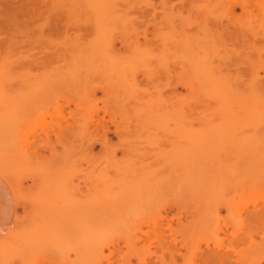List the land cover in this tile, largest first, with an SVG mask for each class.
<instances>
[{
    "label": "rangeland",
    "instance_id": "374dc122",
    "mask_svg": "<svg viewBox=\"0 0 264 264\" xmlns=\"http://www.w3.org/2000/svg\"><path fill=\"white\" fill-rule=\"evenodd\" d=\"M46 1H48V3H49L52 0H46ZM117 1H118V5L117 4L116 5L119 8V11H118L119 15L115 14V12H114V14L118 16L115 18L112 15L115 18L114 21L112 18H111V20H110V18L104 19L106 21L107 20L109 21V23H107L108 21L106 22L107 24L104 23L105 21H102V19L101 20L95 19L96 20L95 21V20H92L91 17L89 18L88 16L82 18V16L79 17V16H65V15L62 16L61 15L62 16V17H60V19L62 18L61 23L64 24L63 25L64 27L66 25V29H65L66 31L65 32H67V30H68L69 33L66 34L64 32L63 33L59 32L57 34L55 33L54 35H48V33H50L49 30L47 31V29H44L45 19L43 18V16H46V15H42L40 17H35L36 18L35 20L30 21L29 24L27 25V27L25 26V29H24V27H21V29L19 27H16V29H15V27H14V30H13L10 27V28H7L5 31H0V73L2 71L0 76L2 75L1 78L4 80V78L7 77L6 74L8 75L9 72L11 71L10 76L8 75V77H10L11 79L13 77L14 79H12V80L10 79V81H8L7 78H5V81H6L5 84L6 85L4 84L5 81L3 82V80H2L3 85L6 86V87L4 86L5 88L9 87L8 90H10V91H8L6 89L9 93V95L11 94V96L13 97V93H14L16 98H18V100H20L19 102L22 103V105L20 104V106L16 107V105L19 103L16 98L13 97L12 101H11V97H9L10 99H8V97H7V99L9 101H7V103H6L5 101L7 99L5 97H3V98L0 97V114H1L0 115V124H1L0 125V158L5 159L8 157L7 159L11 162L17 161L16 163H13L14 165L12 167V171L15 174L16 181L18 180L17 182H18L20 189H21V192L23 194L22 195L23 200L21 199V201H16V196H15V193L13 192L14 197H15V201H16V208H17L16 217L18 216L20 219L18 226H17V229H16V231L19 234L22 232H25V231L27 232L28 228L31 226V222L36 219L37 213L35 212V209L37 208L36 206L38 205L37 204L38 196H41L42 194H44V192L48 188V186L51 185L49 183V181L50 180H51V182L53 181L52 178L54 177L53 176L54 172L57 171L55 166H53V165H55L53 163H56V167L58 168L59 164H61V162H58V161H63V158L65 155H66L65 158L67 157V155L69 156V154H65V153H67L68 151H69L68 153H72L67 158H69L71 160V163L73 162V170H74V167H77V169L75 168V170H74V171H77L76 173L80 174L81 177H82V175H84V177H86V176L88 177L86 179H84V177H82V178L80 177L81 179H77V180H79V182L84 181L81 184L82 185L81 187L83 188L84 192L87 191L86 193H91L93 191L94 187H96V185L98 183L97 181H95L97 179H93V178H97V176L94 177V173H95L94 170H96L97 172L100 171V169H102V167L105 166V164L103 163V162H105V158L107 161L108 156H109V155H107V152H104L105 150H103L104 154L102 153V148H101L102 146H101V141H100L101 139L100 138L102 137L101 134L103 131H104L103 132L104 134L107 133L106 135H107L108 140H109V142H108L109 150L117 152L118 153V159L123 160L124 156H123L122 152H123V150L126 149V145H123V144H125L124 141L126 139L127 140L130 139L129 141H131V140L133 141V139H131L132 136H129V135H131L132 128H134V127H130L129 125L127 126V124H131V121H133V118H132V120L130 118H128L129 115L126 118V116L124 117L121 114V112H124V111H118L117 112V110H116V108L121 109V110L123 109V108L118 107L119 104L117 101H119L118 100L119 95H120V97H139L138 92H140V97H148L150 95L149 97H156V96L157 97H162V96L165 97L166 96L168 98V96L169 97L171 96V97H173V98H171V97L169 98L171 101L174 100V97H175V101H176V98L179 99V97L183 96V98H180V100L181 99L184 100V101L181 100L182 101L181 104L178 103L179 100H177V102L176 103L174 102V103H175V106L178 103L179 109H182L181 111H183V110L187 111L186 112L187 115L190 116V117L189 116L187 117L188 118L187 120H190V121H187L186 125L188 126L189 125L188 123L191 122L192 120H194L193 123L192 122L190 123V124H193V129H197V131L203 130L202 132H205L204 130H206L211 125H218L220 123L219 122L220 121L219 114H221V111H222L221 108L223 105L221 106V108H219L218 104L221 105V103H219V102L218 103L216 102L217 104H213V102L211 101L212 102V105H211L210 101L209 102H207L206 100L203 101L204 99L209 100V98H207L208 96L205 95L208 93L205 91H208V90L211 91V89H212L211 86L208 88L207 84L210 85L211 83H207L204 77L209 76L211 73H213L212 71H214V73H216V75L218 77V75L220 73L219 70L223 69L222 70L223 74L221 73L223 76L219 75L218 80L221 77H222L221 80H224V78L227 79L226 82L230 86L234 87V89H237L236 91H238V94L240 91L239 96H242V97L247 96L246 94H248V92H249L248 95H250V93L252 91L255 93L252 92L251 94L257 93V94L262 96V97H258V98L257 97H253V98L248 97L247 98V109L249 107H250V109L248 111L253 109L254 111L253 110L250 111L252 114L255 113V115H258V113H259V116H257V117H258V119H260L259 122L263 124L262 127L264 126V120H263L264 117H262V116H264V80H263L264 79V0H163V1H161V0H151V1L150 0L149 1H147V0H141V1L140 0H117ZM145 1H147V3ZM234 5H236V6H234ZM141 7H143V8H141ZM230 8H232L233 10L231 11ZM147 10H149V11H147ZM140 11L142 13L141 14L142 16H140ZM120 14L122 15V17ZM36 16H39V15H36ZM81 18L84 22L81 21ZM171 20H173L174 22L171 23ZM92 21L94 22V24H93L94 31H93V26H92L93 22ZM99 21L104 24V27H105V25L108 26L109 29L105 31L106 27L104 29H100L102 27L101 25L98 24L99 26H96L97 23H99ZM219 22L221 24H219ZM111 23H113V24H111ZM172 25H175V26H172ZM79 26L81 29L79 28ZM91 26H92V28H91L92 30H90V31H92V32L89 31ZM169 26L170 27L172 26L170 28V31L168 28ZM76 27L78 29H76ZM95 27H97L100 30L98 32L99 34H97L98 29ZM173 27H174V29H173ZM17 28H19V29H17ZM70 28L73 31L72 30L69 31ZM85 28H86V31H85ZM167 28H168V30H166ZM164 29L166 31L171 32V33L173 32V34L170 33L172 35L171 36L172 39L169 38L170 37L169 36L170 34H168L169 32H165ZM43 30L45 31L44 33L47 36L44 35L43 37H41V34H39V33H42ZM82 30L85 33H82L81 32ZM175 30H176V32H175ZM161 31H163V32H161ZM73 32L76 33V35ZM86 32H89L90 35L87 33V35H88L87 36ZM159 32L161 33V35L159 34ZM44 33H42V34H44ZM61 33L64 35H61ZM71 33H72V35H71ZM80 33L84 34V35H81ZM101 33L104 34L103 35L104 37L102 36ZM100 34H101V36L100 37L98 36V39H95V36L97 38V35H100ZM156 34H159L160 36L156 35ZM174 34H176L177 36ZM187 34H189V35H187ZM73 35H74V37H73ZM77 35H79V37H76ZM92 35H95V36H92ZM109 35L111 37H109ZM123 35L126 36L125 38H127V37L128 38L127 39L123 38ZM63 36H64V38H63ZM89 36H92V37H89ZM120 36H122V38ZM146 36L148 38L147 40H145ZM154 36H159V38L156 37V39H155ZM173 36L176 38H174ZM187 36L188 37L190 36V39H192L193 42H194V40L198 39V41H200L201 43H199L197 41V42H194L195 43V45H194L192 40H189V38ZM65 37H66V39H65ZM101 37L106 38V39L105 40L101 39ZM117 37L122 39V41L117 39ZM143 37H144V39H143ZM153 37H154V40H153ZM160 37H161V39H160ZM182 37H184V39L187 37V39H185V40L183 39L184 45L182 44V40H181ZM73 38H75V40ZM82 38H86V39L84 40ZM114 38H116V39L114 40ZM177 38H179V39L177 40ZM76 39H78V40L76 41ZM67 40H68V42H67ZM96 40H97V42H96ZM113 40L117 44L114 45V47L112 48L109 45L115 44V43H113ZM116 40L118 42H116ZM148 40H150L151 42ZM174 40L177 44L174 43ZM74 41H76V42H74ZM94 41L96 42L97 45L99 44V46H96ZM79 42L81 45L80 44L78 45ZM104 42H105V44H107V43L109 44L111 42V44H109V45L107 44V46H108L107 47L104 44ZM137 42H139V43H137ZM168 42H170V44ZM126 43H127V45H129V43H130V45H129L130 47H127ZM179 43H180V46L178 45ZM191 43H192V45H191ZM140 44L146 48L148 47V49H147L148 51H147L146 48H143V46H142L141 47V48H143L142 51H147L148 53H150V52L152 53L153 50H155L154 54H158V55L161 54L159 51H160V49L163 48V45H164L165 48H167L169 50V51L167 49L165 50V48H164V51H166V52L168 51V59L171 57H172V59H174L173 55L178 53V52L174 53L173 48L176 47L175 50L179 49L177 51H180V50L185 48L186 50L180 51L182 53H178L177 56H175V59L176 58L177 59L176 60L174 59L177 62L179 61V64H180L181 60H182V62H184V67L177 64V66H179L180 69H182V72L184 74L179 73V72H181V70L180 71L178 70V75L176 72H174V70H172L173 72H171V71L170 72H171L172 76H173V74H174V76L176 75V77H174V78H178V76L182 74L183 78L185 77V78H187V80L184 79V81H183V80H181L183 78H181V76H179L178 79H175L177 82L174 81V83H172V81H170V79L165 78L166 77L165 74H164L165 77L162 76L164 71H162V73L160 75L158 73H155L153 71V69H154L153 68L152 69L153 72L152 71L151 72L153 73V75L155 74V76H156L155 77V76H152V73L149 72L148 71L149 69L148 68L146 69L145 66L143 68L141 67L142 71L143 70H147V71L141 72V69L139 68L141 65V62L139 63V61L135 60L134 58L130 59V57H134V56H131V55L127 56L128 54H132V51H133V48H135V45L136 46L138 45V46L136 47V49H134V52L136 53L137 49H138L137 52L141 51L140 50V46H141ZM149 44H151V46L153 48ZM166 44H168L167 45L168 47H166ZM201 44H203V45H201ZM197 45H198V47H197ZM169 46H172L171 48L173 50H171ZM202 46H203V49L201 48ZM82 47H83V49H82ZM118 47H120V48H118ZM155 47H157V48H155ZM95 48H97L96 49L97 51H99L101 49L102 52L105 51L106 49H107V51H114V52H116L118 49H122L121 50L123 52V53L121 52L122 55L119 54L120 50L117 51V53L122 57H123L124 51L126 53L127 50L128 51L130 50L129 52H131V53L128 52L127 55L124 54L125 55L124 58H121V57H118V58H119V60L125 59L126 61L129 60V62L130 61L132 62V63L126 62L129 65L132 64L130 66L124 63L125 60L123 62H121V63H123V65L121 64V67L124 68V73H122V74L123 75L125 74V77L127 78L128 82L129 81L134 82V83L141 82L142 83L141 85H140V83H138L139 85L135 84V85H137V87L139 86L138 89H134V88H137L136 86H134V84L132 86L134 88H132L131 90L129 88V90H128L129 93L127 92L126 89L122 88L123 86H121V88H122L121 89L120 84H118V83H119V81H120V83L121 82L123 83V79L120 80L121 78H118L117 74H115V73L112 74L111 71L109 70V68L107 67V65H105L106 63L104 64L98 60L100 62V64L102 63V66H103L102 67L99 65V62L97 60H95V59L90 60L89 59L90 57H88L89 52L91 54H97L98 53L95 50ZM116 48H117V50H116ZM130 48L132 49V51ZM191 48H196L198 50L202 49V52L200 51L201 54H199L200 52L197 53V51H196V53L198 55L197 54H195V55H197L198 57H201L202 59H204V57H205V59L208 60V62L214 61L215 63L214 64L212 63L213 66L215 64L217 66V64L219 63L218 69H219V66H220V69L219 70L218 69L217 70L210 69L211 71L210 70H207V71H210L211 73L206 72L205 75L204 74H202V75L197 74L195 76V73L197 71L195 72L194 69H196V67L194 69H192L193 67L189 66L193 62V60H195V59H193V58H195L194 55H192V56H194V57H192L190 54H188V52H190V53L192 52V51H188V50H191ZM83 51H86V52H83ZM87 51H88V54H87ZM162 51H163V49H162ZM172 51L174 53L173 55L171 54ZM194 51L192 52V54H194ZM80 53L82 55H84V57L80 58L81 56L80 57L78 56V54H80ZM135 53H133V54H135ZM216 53H218L217 58H216ZM62 55H63V57L61 58ZM68 55H69V57H68ZM74 55H75V60H73ZM170 55H171V57H169ZM76 56H77V59L79 60V58H80V61L84 64H81V62H79L77 60V62H79V63H77V65H76L74 63V61H76ZM188 57H189V59L191 58V60L192 59L193 60L190 61L188 59ZM222 57H224V58L222 59ZM52 58H54V59H52ZM127 58H129V59H127ZM82 59H84L85 62H83ZM205 59H204V61H205ZM211 59H215V60L211 61ZM174 60H172V64H170V66L172 65L171 66L172 69H177V68H173V64H174L173 61ZM216 60H219V62ZM134 61H136V62H134ZM169 62L171 63V61H169ZM96 63L98 64L97 69L95 68ZM185 63H188V65H185ZM198 63H199V59H198ZM205 63H207V62H204V64ZM79 64L81 66H79ZM124 64H125V67H124ZM133 64L135 65L136 70H135ZM83 65H85L84 67L85 68L87 67V68L85 69L83 67ZM205 65H207L206 67L208 69L212 68L211 66L208 67L209 66L208 64H205ZM216 66H215V68H216ZM79 67H81V68H79ZM206 67H204L203 70H205ZM104 68H105V70H104ZM128 68L131 70H129ZM79 69L84 70V72L85 71L86 72L83 73V71H81V70L78 71ZM116 69H117V67H116ZM183 69L187 70V71H185L186 73L184 72ZM191 69L193 72L191 71ZM106 70L109 71L110 73H108V72L106 73ZM156 70L160 71L159 68L155 69V71ZM203 70H202V72L204 73L205 71H203ZM6 71H8V72L5 73ZM118 71H115V72H118ZM128 71H130V72H128ZM175 71H177V70H175ZM258 71H259V74H257ZM78 72H80L79 75H81L80 76L81 78L78 77L79 76ZM99 72H101V73H99ZM139 72H140V74H138ZM146 72H147L149 77H145V75H147ZM86 73H87V75H86ZM97 73H99V74L96 77ZM149 73H151V75ZM198 73H201V72L198 70ZM229 73H231V74H229ZM119 74H121V73L119 72ZM114 75H115V78H117V80L114 79L115 80L114 84L117 86L119 85V88L121 91L120 90H117L118 92L114 91V88H116L115 85L113 84ZM127 75L132 76V78H129ZM137 75H139V76H137ZM159 75L161 78L158 79ZM171 75L169 74V75H167V77L168 76L171 77ZM258 75L260 76V79L262 81H258V80H260L258 78ZM61 76H62V78H60ZM119 76L121 77L122 75H119ZM100 77H101V80H100ZM125 77H124V80L126 79ZM136 77L139 78L138 79L139 81H137ZM150 77L151 78L153 77L154 79H152V81H150ZM162 77H164V78L162 79ZM255 77H257V78H255ZM1 78H0V81H1ZM55 78H57V79H55ZM83 78L87 79V81L83 80ZM102 78L104 79V81ZM147 78H149V81H147ZM174 78H171V80ZM200 78H202V79H200ZM28 79L31 81V83ZM105 79L108 80L107 84H106L107 80L105 81ZM132 79H134V80H132ZM142 79H143V82H142ZM144 79H146V80H144ZM166 79H168V81H167L168 84L166 83L167 86L165 84L166 87L163 88L164 85L159 84L158 81L162 82V80H166ZM199 79L201 80V83H202V85H201L202 89H200V92H198L199 90L197 91V88H196L197 83H198V86H200V82L198 81ZM232 79H233V81H232ZM22 80H23V82H22ZM71 80H72V82H71ZM153 80H155L157 82H155ZM188 80L190 81L189 83L186 82ZM79 81H82V82L79 83ZM181 81L183 83H181ZM255 81H257L259 83L261 82L260 85H262L261 88L259 87L260 85L257 86V88L259 87L258 90L255 87L258 83H256ZM14 82L16 84H14ZM49 82H51V84ZM55 82H56V84H55ZM57 82H58V84H57ZM67 82L69 83V85L71 83L73 87L71 85H70L71 86L70 87ZM102 82H103V84L105 83L104 86L101 85ZM209 82H210V80H209ZM73 83H75L74 84L75 87H74ZM99 83H101V84H99ZM149 83H151V84H149ZM169 83L175 84V86H177V88H175L171 84L169 85ZM180 83H181V85H180ZM254 83H256V85H254ZM143 84L144 85L146 84L145 87L149 88L150 91L148 89H146ZM252 84L256 88V89L254 88L256 91L251 90L253 88ZM81 85H82V87H80L77 90L76 86H81ZM108 85H113V88H109ZM157 85L158 86L160 85L161 87L160 86L158 87ZM239 85H241V86H239ZM154 86L158 87V89L161 88L162 90L160 91L157 88H155ZM169 86H171V87L173 86V88L170 89ZM188 86L191 87V89ZM151 87L152 88L154 87L155 89L153 90ZM167 87H168V89H167ZM108 88H109V90H108ZM242 88L244 90H246L247 92L244 91L245 93H243ZM249 88H251V89H249ZM111 89L113 90L112 92H110ZM123 89H124V91H123ZM177 89H178V91H177ZM248 89L251 91H249ZM14 90H16V91L14 92ZM152 90H153V92L151 93ZM260 90H262V91H260ZM119 91L122 92V94H120ZM145 91H146V93L148 91V93H147V95L149 94L148 96L145 95L146 94ZM155 91H157V92L155 93ZM173 91H175V93ZM257 91L258 92L260 91V93H258ZM171 92H172V94H171ZM190 92H193V94ZM196 92L198 94L200 93V95H198V97L199 96H201V97L198 100L196 99V101L195 100L193 101L192 100L193 95H194V97L197 98ZM141 93H144V94H141ZM173 93L175 95L181 94V96H179V95L175 96V95H173ZM125 94L127 96H125ZM156 94H158V95H156ZM17 95H19V97ZM202 95L205 97L203 98ZM29 96H31V97L33 96L32 97L33 100ZM209 97H210V95H209ZM27 98H28V100H27ZM255 98H257V99H255ZM13 99L15 100V102L17 101L16 102L17 104L10 103V102H13ZM45 99H46V101H45ZM52 99H53V101H52ZM1 100H2V102H1ZM47 100H49V101H47ZM170 100L168 102H170ZM114 101L116 103H113ZM181 101H179V102H181ZM4 102L7 104L8 107L11 105L9 107V109H11L10 110L11 112L12 111L14 112L15 107L17 108L15 111H17V112H14V113L10 112L11 113L10 117H7V115H9L8 114L9 110L7 107L4 106V105H6ZM195 102H197V104L193 105V104H195ZM180 105H182V108H180L181 107ZM184 105L186 106L185 108H183ZM22 106H25V107H22ZM195 106H197V108ZM45 107H47V108H45ZM254 107L255 108L257 107V108L254 109ZM19 108H21V109L18 110ZM42 108L45 110H42ZM1 109L5 110L7 112V113L4 112L5 113L4 116L2 115L4 113H2L3 110H1ZM114 109L116 110V112L113 111ZM193 109H194V111H193ZM191 110H192V113H190ZM19 111H20V114H19ZM185 111H183V112L185 113ZM219 111H220V113H219ZM115 113H117V114H115ZM118 113H120V114H118ZM176 113H178V111ZM176 113H174V115H176ZM171 114H173V113H171ZM116 115L117 116L120 115V118L122 117V120L120 118H117V117L114 118V116H116ZM124 115H125V112H124ZM179 115H180V113H179ZM11 116H15L16 118L11 117ZM4 117H5V120L7 119L6 120L7 122L3 121L2 118H4ZM183 117H185V115L182 116V120L184 121ZM191 117L193 119H191ZM83 118H85V119H83ZM91 118H93L94 122L92 121ZM125 118L127 120L130 119L131 121L129 120V122L127 121L128 123H126ZM175 118H177V117H175ZM9 119H11V121ZM94 119H96V120H94ZM261 119H262V121H261ZM89 120L92 121V123H94V124H88ZM99 120H101V122ZM96 121H99L101 124H99ZM136 121L137 120L134 119V122L132 123L133 125L132 124L131 125L132 126L136 125L138 123V122L136 123ZM185 121H186V118H185ZM4 123H5V125H7V124L8 125L5 126ZM89 123H91V122H89ZM102 123H103V125H106V127L103 126ZM115 123H116V125H115ZM182 123H184V122H182ZM81 124H83V125H81ZM84 124H88V125L85 127ZM60 126L65 127V130L67 128L69 129L71 127L73 129H75V131H73V132H76V134L74 133L75 135L73 134V136L75 138L71 135H70V137L67 136L68 132H65V130L63 131L62 127H60ZM80 126H81V128H80ZM90 126H91V128H90ZM137 126H139V123ZM190 126L191 125H189L187 128H190ZM11 127H13V128L11 129ZM51 127H53V129L55 131H58V133L55 132L53 129L51 131L50 130ZM103 127H105V128H103ZM117 127L119 129H117ZM58 128H61V129H58ZM85 128H88L87 131H85L86 130ZM106 128L109 130V133H108ZM191 128H192V126H191ZM8 129H10V130H8ZM130 129H131V131L128 132L127 130H130ZM137 129L139 130L140 128H137ZM5 131H6V133H4ZM89 131H91V132H89ZM127 132L129 134L126 135ZM45 133H46V135H45ZM98 133H100L99 136H98ZM263 133H264V131H263ZM48 134H51V135H49V137H48L47 136ZM57 134H59V135L62 134V135L57 138ZM64 134H65V136H64ZM91 135L93 136V138ZM62 136L69 137V138L66 139ZM127 136L130 138H128ZM49 138H50V140L48 141ZM72 138H74V140ZM78 138H80V139H78ZM96 138L98 139V141ZM65 139H66V141H65ZM135 139H136V137H135ZM9 140H10V142H9ZM67 140L68 141L72 140V143L70 141V143H71L70 144L69 142H67ZM127 140H126V143L129 142ZM134 141H136V140H134ZM25 143H27V144H25ZM66 143H67V145H66ZM90 143L91 144L94 143V145L93 144L92 145H93V147L95 146L94 150L92 151L93 153L91 155L93 158L90 155H87L86 150H85L86 146L90 145ZM69 144H70V147L67 148V146H69ZM30 146H32V147H30ZM65 146L67 148L66 150H65ZM80 146L83 150H81ZM63 147H64V149H63ZM120 149H122V150H120ZM30 150H32V151H30ZM63 150L65 151V153H63ZM34 152H38V154L36 153V155H34L35 154ZM59 152H61V154ZM10 153H12V155ZM13 153H14V155H13ZM73 153H74V155H73ZM105 153H106L107 157L105 156ZM20 154H21V157H20ZM25 155H26V157H25ZM58 155L59 156L61 155L59 159H57L59 157ZM72 155H73L72 158L74 161L71 159ZM77 155L79 157H77ZM41 157H43L44 159H42ZM91 158L95 159V160L91 161ZM14 159H16V160H14ZM18 159H20L22 161H20ZM55 160H57V161H55ZM77 161L81 162V163H79L80 165L78 164ZM57 162L59 164H57ZM93 163H95V164H93ZM34 164H35V166H34ZM74 165H76V166H74ZM97 167H99L100 169ZM79 170H80V172L82 171L83 174L80 173ZM21 171H22V173H20ZM93 171H94V173H93ZM97 172L95 175L98 174ZM207 172L209 173L208 174L209 176L213 175V174L219 175V173H220L219 170L215 171V169H214L211 171V172H213V174H212L211 172H209L208 168H207ZM89 175H91V176H89ZM89 177H91V178H89ZM91 179L97 183H95V185H93L94 182L92 183ZM85 182L88 185L85 184ZM222 197H224V196H222ZM229 198H230V201L235 200L231 197H229ZM247 198L248 197L246 195L244 202L247 201ZM222 199L225 200V197ZM191 201H192V204H189V205L185 204L186 207L183 208L182 216L184 215L185 218H184V216L182 218L179 217V215L181 213L178 214V212H181V211H180V209L178 210V208H177L178 206H174L172 208V209H174V211L170 210V209L168 210V212L171 211L172 213L162 212V214L159 215L161 217H158V220H159V218H161V220L158 222V225H159L160 229H162L164 231V234L166 235V241L167 242L169 241V245L176 244V248L178 247L176 256L174 255L175 254L174 251H173V254H171V255H174L175 257L171 256L170 252L168 250H166V253H165L164 245L162 246L164 248L161 249L159 247V245H162V244L159 242H155V241H157L155 238L156 236H153V233H155V232H152L153 227L155 225L154 224H153L154 226L152 225L153 222L151 220L152 223H150V224L152 226L150 225V227H147L149 225L147 223L148 224L147 226L142 227L143 231L146 232V234L148 233L149 235L147 234L148 235L147 236L144 233L146 236L143 235V241L138 243L137 249H132V251H130L131 249L127 250L126 248H129L126 246L127 244L125 242H123L125 244L124 245L120 241L121 244L119 243L120 245L119 244L117 245L119 247L116 246L112 250L113 253L107 252L108 254H111L110 256H111V261L113 262V264L114 263L115 264H140L141 260L140 259L138 260V258H139L138 255L140 257L148 256L147 259L150 256V258H149L150 261L148 260L147 264H148V262H149V264H175V262H176V264H192V261L195 264H200V263L209 264V262L203 261L202 258H200V256L196 257L194 259L195 261H196V259L199 260L196 262L193 260L194 255L190 256L191 253L189 254V252L191 250L189 251V249L194 248V251H195V249H196L195 247H197V246H201L202 248L199 247L200 249H205V248H210V249L212 248L213 249V247H214L215 250H217L221 253H225L227 261L226 260H225V262L216 261L212 264H238V263L241 264V261H246V263L244 262V264H257V263L259 264V261H257V259L260 257H261L260 263L264 264V260L261 261L264 257L263 256V254H264L263 253V251H264V246H263L264 245V242H263L264 241V238H263L264 234L261 233V230L259 231L252 226L251 227L248 226L249 229H247V225H246L247 222L243 225L240 224L241 228H240V226L235 224L236 222L235 223L233 222V219L231 216L232 213L225 207V204H223L225 201L222 202L223 205L221 204L224 207L221 206L222 209H221V217L220 218H222L221 219L222 222H220L221 223L220 226L219 227L217 226L218 228L216 230L211 229L213 232L208 228L204 229V227H200L201 226L200 222H202V225L204 224V221H202L204 218L203 219L200 218L201 217L200 213H198L200 217L197 216L198 214L195 215L196 213H193L196 216L195 218H194L193 214H192L193 216L191 214H189L192 216V217L191 216L189 217V215H188L189 212L185 213L187 210L190 211V213H191V209H189V208H191L190 205L194 204L193 200H191ZM32 202H34L35 204L33 205ZM21 203H23V204H21ZM188 203H190V201ZM219 203H220V201H219ZM28 204H31V205H28ZM32 206H33V208H32ZM163 213H164V215L166 213V215L168 216L167 219L165 218V217H167L166 215H165V217H162ZM175 213H176V215H175ZM174 217H177V218H174ZM187 217H188V219H187ZM192 218L194 219V223L191 221ZM196 218H198L199 221L201 219L200 222L198 221V224L196 223V221H197ZM188 220H189V222L191 221L193 224L196 223V225H194L195 228H192L193 225L191 224V222L189 224L185 223V222H188ZM177 221H178L179 225L176 223ZM170 222H171V224H170ZM230 222H231V224H230ZM184 223L186 224V226H189V225H191V226L185 228ZM169 224L173 225L174 227L171 226V229H170ZM166 225H167V227H166ZM176 225L181 226V227H178ZM182 225H184V228L186 230H184ZM175 226L178 228H176ZM196 227H199V229L197 228V232H198V230L200 232L196 233V230H194V229H196ZM220 227L222 229L221 231L219 230ZM173 228H174V231H172ZM251 228H253V229H251ZM29 229H31V228H29ZM178 229H180V230H178ZM190 229H192V231ZM129 230H127V232H129ZM175 230H178V232L180 233V236H179L178 232L176 233ZM247 230H249L248 231L249 233L247 232ZM251 230H253V231H251ZM190 231L192 233L193 232H195V233H193V235H192V233H190ZM121 233L126 234V232H124V231H122ZM171 234H172V237H171ZM173 234H174V236H173ZM190 234L192 236H190ZM251 234L252 235L255 234V235H253V237L256 236L255 237L256 240L252 237ZM183 235H184V237H186V239H184V241L181 240V238L182 239L184 238V237H181ZM216 235H218V236L216 237ZM248 235H250V236H248ZM189 236H190V238L188 239ZM176 238L178 241H182V242L176 241ZM192 238L193 239L195 238L194 239L195 242L192 241L194 244H191L193 246L190 247L189 244L192 243L191 242ZM175 241L178 243H175ZM197 241L199 243H197ZM249 241H253V242L256 241L255 242L256 244L253 243V244H255L256 249L258 247V249L256 250V253H255V251H253V249H255V248H253L254 246H252V244H251L252 242L250 243ZM23 244H25V242L17 241V242L8 243L6 245V248L7 249L9 248V250H10V252H9L10 256H8V257L10 258L11 264H21L22 261L27 262L26 264H32V263L33 264H80V262H83V261H80L79 257L77 259V257L75 256V253H73V252L69 253L71 258L68 256L69 261H67L68 260L67 258H65L66 260H64V258H62V257L60 258V255L57 254L53 250V248H52V251H50L51 250L50 248L49 249L46 248L47 249L46 250V249H41V247H38V248L30 251L29 249L26 248V244H25V246ZM196 244H198V245H196ZM249 244H251L250 247H249ZM146 246L148 247V249L145 248ZM180 246H182V247H180ZM186 246H189V247L186 248ZM142 247H144V248H142ZM221 248H223V249H221ZM144 249H146V252ZM258 250H260L259 251L260 254L257 253ZM26 251H27V253H25ZM129 251L131 252V254L127 255V252H129ZM163 251H164V253H163ZM36 252L38 253L37 255H36ZM50 252H51V254H50ZM53 252H55V254ZM132 252H135V255H137V256H135V258L138 257L137 259H135L132 256L133 258L132 259L130 258V260H129V257H131L130 255H132ZM248 252H249V254H248ZM228 253H229V255H228ZM251 253H253L255 256H253V254L251 255ZM192 254H193V252H192ZM54 255H56V257ZM35 256H37V257H35ZM243 256H245V257H243ZM251 256H253L255 258L252 259V258H250ZM120 258H122V259H120ZM159 258L162 260H159ZM174 258H175V260H174L175 262L174 261L171 262V260ZM76 259L78 261H76ZM138 261H139V263H138ZM82 264H87V263H82ZM242 264H243V262H242Z\"/></svg>",
    "mask_w": 264,
    "mask_h": 264
},
{
    "label": "bare ground",
    "instance_id": "6f19581e",
    "mask_svg": "<svg viewBox=\"0 0 264 264\" xmlns=\"http://www.w3.org/2000/svg\"><path fill=\"white\" fill-rule=\"evenodd\" d=\"M147 1H149V0H147ZM147 1H145V2L147 3ZM161 1H163V0H161ZM116 4L118 5V1L117 0H52L49 3L46 0H0V31H5L7 28H10V27L13 30H14V27H15V29H16V27H19L20 29H21V27H24V29H25V26L27 27V25L29 24L30 21L36 19L35 17H40L42 15H46V16H43V18L45 19L44 29H47V31L49 30L50 33H48V35H54L55 33L57 34L59 32H62V33L64 32V33L67 34L69 32H68V30H67V32H65L66 31L65 30L66 29V25H65V27L63 26L64 24L61 23L62 22V18L60 19V17H62L64 15L65 16H79V17L82 16V18L88 16L89 18L91 17L92 20H95V19L96 20H98V19L101 20L102 19V21H105L104 23H106L108 20L106 21L104 19H107V18L109 19L110 18V20H111V18H112L113 21H114V19L116 17H118L117 15H119L118 14L119 13L118 12L119 8H118V6ZM234 6H236V5H234ZM143 7H141V8H143ZM230 10L232 11L233 9L230 8ZM147 11H149V10H147ZM114 12L117 15H115ZM141 14L142 13L140 11V16H142ZM36 15H39V16H36ZM121 17H122V15H121ZM82 18H81V21H83ZM172 22H174V21L171 20V23ZM107 23H109V21ZM93 24H94V22L92 23V26H93ZM98 24L103 27V28L101 27L100 29H104L105 27H106L105 31L109 29V27L106 26V25L104 27V24L102 22H100V21H99V23H97L96 26H99ZM111 24H113V23H111ZM219 24H221V23L219 22ZM92 26L90 27L89 31L92 30L91 29ZM172 26H175V25H172ZM171 27L170 26L168 27L169 31H170ZM19 28H17V29H19ZM79 28H80V26H79ZM95 28H97V27H95ZM168 28L166 30H168ZM76 29H78V28L76 27ZM173 29H174V27H173ZM70 30H72V29L70 28L69 31ZM166 30H165V32H169V31H166ZM85 31H86V28H85ZM93 31H94V26H93ZM99 31L100 30L98 29L97 30V34H99L98 33ZM44 32L45 31L43 30L42 33H44ZM81 32L85 33V32H83V30ZM90 32H92V31H90ZM161 32H163V31H161ZM175 32H176V30H175ZM42 33H39V34H41V37H43L45 35V33L44 34H42ZM62 33H61V35H64ZM87 33L89 34V32H86V35H87ZM170 33L171 32H169L168 34H170ZM74 34L76 35V33H74ZM101 34H102V36L104 35L103 33H101ZM101 34L97 35V38H96L95 35H92V36H95V39H98V36L100 37ZM159 34L161 35L160 32H159ZM159 34H156V35H159ZM171 34H173V32ZM171 34L169 35L170 36L169 38H171V36H172ZM176 34H174V35H176ZM71 35H72V33H71ZM79 35H77L76 37H79ZM81 35H84V34H81ZM187 35H189V34H187ZM45 36H47V35H45ZM92 36H89V37H92ZM159 36H154V37L156 39V37L159 38ZM73 37H74V35H73ZM109 37H111V36L109 35ZM120 37L122 38V36H120ZM125 37L126 36L123 35V38H125ZM154 37H153V40H154ZM187 37L185 39H187ZM63 38H64V36H63ZM127 38H125V39H127ZM174 38H176V37H174ZM188 38H189V40H192V39H190V36ZM65 39H66V37H65ZM73 39L75 40V38H73ZM82 39L85 40L86 38H82ZM101 39L105 40L106 38H102L101 37ZM115 39L116 38H114V40ZM117 39L122 41V39H120L118 37H117ZM143 39H144V37H143ZM147 39L148 38L146 36L145 40H147ZM160 39H161V37H160ZM178 39L179 38H177V40ZM183 39H184V37H182V39H181L182 40V44L184 42ZM77 40L78 39H76V41ZM114 40H113V43H115ZM175 40H174V43L177 44L175 42ZM76 41H74V42H76ZM148 41H150V40H148ZM197 41H198V39L194 40V42H197ZM67 42H68V40H67ZM96 42H97V40H96ZM96 42H95V44H96ZM116 42H118V41L116 40ZM192 42H193V40H192ZM198 42L201 43L200 41H198ZM127 43H126V46L130 47L129 46L130 43H129V45H127ZM137 43H139V42H137ZM168 43L170 44V42H168ZM79 44H80V42L78 43V45ZM104 44H105V42H104ZM107 44H105V45L107 46ZM109 44H111V42ZM116 44L117 43L111 44L109 46H111L113 48L114 45H116ZM151 44H149V45L151 46ZM167 45L168 44H166V47H168ZM178 45L180 46V43ZM191 45H192V43H191ZM194 45H195V43H194ZM201 45H203V44H201ZM96 46H99V44L98 45L96 44ZM137 46L135 45V48H133V51L131 49L132 47L130 48L131 51H132V54H128L127 55V53L130 50L129 51L127 50L126 53L124 51V54L127 55V56H129V55L134 56V57H130V59L134 58L135 60L139 61V63L141 62V65L139 67L141 69V72L147 71V70H143L142 71V68L144 66L146 67V69L147 68L149 69L148 70L149 72H151L152 69L154 68L153 71L155 73L160 74V75H161L162 71H164L165 73L163 72L162 76H164V74H165L166 77L165 76L164 77L170 79V81H172V83H174V81L177 82L175 79H178L179 76H181V78H183L182 74L179 75L178 78H174V77H176V75L174 76V74H173V76H172L171 72H173L172 70H174V72H176L177 75H178V70L179 71L181 70V72H179V73H183L182 69H180V67L177 66V64L184 67V62H182V60H181V62L179 64V61L178 62L175 61L177 59V58L175 59V56H177L178 53H182L180 51H182V50L185 51L186 50L185 48L184 49L181 48L182 50L177 51L179 49L175 50L176 47L173 45L175 47V48H173L174 49V53L178 52L177 54H174L173 51L171 52L172 55L174 54L173 55L174 59H175L174 60V59H172L171 55L169 56L171 58L168 59V51L169 50L167 48H165L164 45H163V48H162L163 51H164V48H165V50L167 49L168 51L167 52L164 51L165 52L164 53L162 51V49H160V51H159L161 53V54L159 53L160 55L154 54L155 50H153V49H152L153 50L152 53L151 52L148 53L147 52L148 51L147 50L148 47L146 48L143 45L140 46V50L141 51L137 52V50H138L137 49L136 53H135L134 49H136ZM142 46H143V48H146L147 51H142V49H143V48H141ZM169 47H170L171 50H173L171 48L172 46H169ZM197 47H198V45H197ZM118 48H120V47H118ZM155 48H157V47H155ZM201 48L203 49V46ZM82 49H83V47H82ZM96 49L97 48H95V50ZM193 49L195 50L196 48H191V50H188V51H192L193 52L194 51ZM202 49L201 50L196 49L194 51V54H192V52L191 53L188 52V54H190L191 56L192 55L195 56V58H193L195 60L192 59L194 63L192 62L193 63L192 64L190 62L191 64L189 65V66L193 67V68L191 67L192 69H194L196 67V69H194L195 72L197 71L195 73V76L197 74L198 75L199 74H201V75L204 74L205 75L206 72L211 73L210 69H212V70H217L218 69V64L219 63L217 64V66H216V64L213 66V64L215 63L214 61L213 62H210V61L208 62V60H206L205 57H204V59H205V61H204V59H202L201 57L197 56L198 55L197 53L200 52V51L202 52ZM116 50H117V48H116ZM119 50H120L119 54L122 55V53H123L121 51L122 49H118L117 51H119ZM88 51H87V54H88ZM117 51L116 52L107 51V49H106L105 51L102 52V50L100 49L99 51H97L98 52L97 54H91L89 52V54H88L89 56L88 55L87 56L90 57L89 58L90 60H92V59L94 60L95 59L97 61L99 60L100 62H102L104 64L106 63L105 65H107V67L109 68V70L111 71L112 74L115 73V74H117L118 78H121L120 80L123 79V83L122 82L120 83V81L118 83V84H120V88H121V86H123L122 88L126 89L127 92H128L129 88H130V90L132 88H134V87H132L133 84H134V86L137 87V85H135V84L140 83V85H141L142 83L141 82L134 83V82H131V81L128 82L127 78L125 77V74L124 75L122 74V73H124V68L121 67V64L123 65V63H121V62H123L125 59H122V60L120 59L119 60V58H118V57L124 58L125 55L123 54V57H122V56H120L117 53ZM196 51H197V53H196ZM83 52H86V51H83ZM201 52L199 54H201ZM129 53H131V52H129ZM133 53H135V54H133ZM80 54H78L79 57L81 56L80 58L84 57V55H82V54L80 55ZM195 54H197V55H195ZM69 55H68V57H69ZM75 55H74L73 60H75ZM217 55H218V53H216V58L218 57ZM194 56H192V57H194ZM62 57H63V55L61 56V58ZM224 57H222V59ZM80 58L78 60L77 56H76V61H74V63L76 65H77V63L81 62ZM52 59H54V58H52ZM127 59H129V58H127ZM188 59H189V57H188ZM198 59H199V63H198ZM77 60L79 62H77ZM82 60H83V62H85L84 59H82ZM172 60H174L173 61L174 62L173 68H177V69H172L171 68L172 65L170 66V64H172ZM189 60L192 61L191 58ZM212 60H215V59H211V61ZM169 61H171V63ZM216 61L219 62V60H216ZM100 62H99V65L102 66V63L100 64ZM126 62L127 63H132L131 61L129 62V60H127V61L125 60L124 61L125 64H127ZM134 62H136V61H134ZM204 62H207L205 64H208L209 65L208 67L211 66L212 68L208 69L206 67L207 65H205ZM81 64H84V63L81 62ZM125 64H124V67H125ZM97 65L98 64L96 63L95 64V66H96L95 68L96 69H97ZM127 65H129V64H127ZM130 65H132V64H130ZM185 65H188V63H185ZM79 66H81V65L79 64ZM84 66L85 65H83V67ZM203 66L206 67L205 70H203L204 69ZM215 66H216V68H215ZM116 67H117V69L119 71L116 69ZM79 68H81V67H79ZM134 68L136 70L135 65H134ZM158 68H159V70L161 72L158 71V70L155 71V69H158ZM120 69L121 70L123 69V70L121 71ZM192 69H191V71H192ZM219 69H220V66H219ZM80 70L81 69H79L78 71H80ZM104 70H105V68H104ZM129 70H131V69H129ZM175 70H177V71H175ZM183 70H184V72L187 71L186 69H183ZM198 70L201 73H198ZM202 70L205 71V72L203 73ZM207 70H210V71H207ZM222 70H219V72H220L219 75L220 76L223 74ZM81 71H83V73L86 72V71L84 72V70H81ZM115 71H118V72H115ZM7 72L8 71H6L5 73H7ZM10 72L8 74L9 76H10ZM107 72L110 73L109 71L106 70V73ZM119 72L121 74H119ZM128 72H130V71H128ZM212 72L213 73H211L209 76H205L204 77L207 83H211L210 85L206 83L208 85V88L211 86L212 89L210 88L211 91L210 90L205 91V92L208 93V94H205V95L208 96L207 98H209V100L204 99L203 101H205V100L207 102H209V101L211 102L212 101L213 104H217L219 102V103H221V105L218 104L219 108H221L222 105L223 106L221 108L222 111L220 110L221 114H219V116H220V121L219 122L220 123L218 125H211L210 127H208L209 129L207 128L206 130H204L205 132H202L203 130H198L197 131V129H193V124H190V123L191 122L193 123L194 120H192L191 122L188 123L189 125L192 126V128H191V126H190L191 129L187 128L189 126V125L188 126L186 125L187 121H190V120H187L188 119L187 117L189 115H187V113H186L187 111L183 110V111H185V113H184L183 111H181L182 109H179V107H178L179 104L182 103L181 100H183V99L180 100V98H183V96H181V94L180 95L176 94V95H179L181 97H179V99L176 98V101H175V97H174V100H172L173 102L169 99L171 96L170 97L168 96V98L166 96L165 97H163V96L162 97H157V96L156 97H149L150 95L149 94H148L149 96L147 95L148 91H147V93L145 91V93H146L145 95H147L148 97H140V92H138L139 97H120V95H119V97H118L119 101H117L119 106L117 104L116 105L118 107H120V108H123V109L121 110V109L116 108L117 112L118 111H124L125 115H124V112H121V114L124 117L126 116V118H127V116L129 115L128 118H130L131 120L133 118V121H131L130 119L127 120L125 118L126 123H128L129 120H130L131 124H132L134 122V119L137 120L136 123L137 122L139 123V126H137L138 123L136 125H134V126H132L133 124L132 125L131 124H127V126L129 125L130 127H134L135 129L132 128V131H131V129L127 130L128 132L131 131V135H129V136H132L131 139H133V141L132 140L129 141L130 139L129 140L126 139L127 141H129L128 143H126V140L124 141L125 144H123V145H126V149L123 150V152L121 151L123 153V156H124L123 160L118 159V153L117 152L109 150V146H108L109 140H108V137L106 135L107 133L104 134L103 133L104 131H103L102 134H101L102 137L100 136L101 137L100 141H101V146H102L101 147L102 148V153H103V150H105L104 152H107V155H109V156H108L107 161H106V158H105V162H103L105 164V166L102 167V169L99 168L100 166L97 167V168L100 169V171L97 172L96 170H94L95 173L93 171L94 177L97 176V178H93V179H97L95 181H97L98 183L94 182V180L91 179V182L92 183L94 182L93 185H95V183H97V185H96V187L93 186L94 189H93V191L91 193H86L87 191L84 192L83 188L81 187L82 186L81 184L84 181L83 182L82 181L79 182V180H77V179H81L82 177H84V175H82V177H81L80 174L76 173L77 171H74L75 168L77 169V167H74V170H73V162L71 163V160L69 158H67L72 153H68L69 151L67 153H65V151L63 150V153L69 154V156L67 155V157L65 158V156H66L65 155L64 158H63V161H58V162H61V164H59L57 162V164H59V166L57 165L58 168L56 167V163H53V164H55L53 166H55L57 171L55 170L56 172H54V175H53L54 177L52 178L53 181L52 182H51V180L49 181V183L51 185L49 184L50 186H48V188L45 190L44 194H42L41 196H38V202H37L38 205L36 206L37 208L35 209V212L37 213L36 214L37 217H36L35 220H33L31 222V226L29 225L30 226L29 228H31V229L28 228L27 232L25 231V232H22V233L19 234L16 231L18 223H19V220H20L19 217L17 216L15 218V221H14V224H13L12 228L8 231V233L5 235V237L0 241V264H11L10 258L8 257V256H10V254H9L10 250H9V248L8 249L6 248V245L8 243L17 242V241L25 242L26 248L29 249L30 251L34 250V249H36L38 247H41V249H46V248L49 249L50 248L51 249L50 251H52V248H53V250L57 254L60 255V258L62 257V258H64V260H66L65 258L68 259L70 257L69 253L73 252V253H75V256L77 257V259L79 257L80 261H83V262H80V264H82V263H87V264H113V262L111 261V256H110L111 254H108L107 252L111 253L112 250L120 243V241L122 243L125 242L127 244L126 246L129 247V248H126L127 250L131 249L130 251H132V249H137L138 248L137 247L138 243L143 241V235L146 234V232L143 231L142 227L143 226L145 227L148 224L149 225L147 227H150V225H151L150 223H152V222H153L152 225L153 224L155 225V226L153 225L154 227H153V231H152V232H155V233H153V236H156L155 238L157 240L155 242H159V243L162 244V245H159V247L161 249H163L165 247V250H164L165 253H166V250H168L170 252V255H171V254H173V251H174V253H175L174 255L176 256L178 247L176 248V244L169 245V241L168 242L166 241V235L164 234V231L162 229H160V227L158 225V222L161 220V218H159V220H158V217H161L159 215L162 214V212H167V213L170 212V213H172L171 211L168 212V210L170 209V210L174 211V209H172V208L174 206H178L177 207L178 210L180 209V211H181V212H178V214L181 213L179 215V217L182 218L184 216V215L182 216L183 208L186 207L185 204H188V205L192 204L191 200H193V203H194L193 205H190L191 208H189V209H191V213L187 209H186L187 211L185 213L189 212L188 215L189 214L192 215L193 213H196L195 215H197L198 213H200L201 217L199 216V214L197 216H199L202 219L204 218L202 220V221H204V224L202 225V222H200L201 219L199 221L198 218H196L197 219L196 223L198 224V221H199L200 224H201L200 227H204V229L208 228L210 230L211 229L216 230L220 226V224H221L220 222H222V220H221L222 218H220L221 217V209H222L221 206L223 204H225V207L232 213V215L231 214L230 215L232 216L233 222L234 223L236 222L235 224L240 226V228H241L240 224L243 225V224H245L247 222L246 223L247 229H249V227L252 226V227H254L255 229H257L259 231L261 230V233L264 234V133H263V131H264L263 127L264 126L262 127L263 124L259 122L260 119H258V117H257V116H259V113H258V115H255V113L252 114L250 112L253 109H251L250 111H248L250 109V107L247 109V98L248 97H252V98L253 97H257L258 98V97H262V96L257 94V93L256 94H251L253 91L250 93V95H248L249 94V92H248V94H246L247 96H243V97L239 96L240 95V91H239V94H238V91H236L237 89H234V87L230 86L226 82L227 79L224 78V80H221V78H222L221 77L218 80L219 75L217 77L216 73H214V71H212ZM1 73H2V71H1ZM99 73H101V72H99ZM99 73L96 74V77L98 76ZM151 73H149V74L151 75ZM79 74H80V72H78V75ZM138 74H140V72ZM146 74H147V72H146ZM169 74L171 75V77H169V76L167 77V75H169ZM229 74H231V73H229ZM257 74H259V71H258ZM8 75L6 74L7 77H5V78H7V80L10 81L11 78L8 77ZM86 75H87V73H86ZM119 75H122V76L120 77ZM130 75L129 76L127 75V76L129 78H132V76H130ZM160 75H159L158 79L161 78ZM80 76L81 75H79L78 77H80ZM137 76H139V75H137ZM152 76H155V74L153 75V73H152ZM1 77H2V75L0 76V78ZM101 77H100V80H101ZM124 77L126 78L125 80H124ZM145 77H149L148 74L145 75ZM164 77H162V79ZM5 78H4V80L1 78V81H0V97H2V98L5 97L6 99H7V97H8V99H10L9 97H11V101H12V98L13 97L16 98V96L14 95V93H13V97L11 96V94L9 95V93H8V91H10V90H8L9 87L5 88L6 87L5 86L6 85L5 84L6 83ZM60 78H62V76ZM171 78H174V79L171 80ZM255 78H257V77H255ZM258 78L260 79L259 75H258ZM12 79H14V78L12 77ZM55 79H57V78H55ZM114 79L117 80V78H115V75H114V78H113V84L115 82ZM138 79L139 78H137V81H139ZM152 79H154V78L150 77V81H152ZM168 79L162 80V82L158 81V83L159 84H163L164 85L163 88H165L167 86V84H168V82H167ZM184 79L187 80V78H185V77L183 79H181V80L184 81ZM200 79H202V78H200ZM200 79L198 80L200 82V86H198V83L196 85L197 91L199 90L198 92H200V89H202V86H201L202 83H201ZM208 79L210 80V82H209ZM2 80H3V82L5 81L4 82L5 85H3ZM83 80L87 81V79H84V78H83ZM106 80L107 79H105V81ZM132 80H134V79H132ZM144 80H146V79H144ZM103 81H104V79H103ZM147 81H149V78H147ZM153 81H155V80H153ZM232 81H233V79H232ZM258 81H262V80L260 79ZM22 82H23V80H22ZM51 82H49V83L51 84ZM71 82H72V80H71ZM80 82H82V81H79V83ZM107 82H108V80L106 81V84H107ZM142 82H143V79H142ZM155 82H157V81H155ZM186 82L189 83L190 81L188 80ZM255 82L258 83L257 85H256V83H254V85H256L255 87L257 88V86L260 85L261 82L260 83L257 82V81H255ZM30 83H31V81H30ZM181 83H183V82L181 81ZM181 83H180V85H181ZM14 84H16V83L14 82ZM55 84H56V82H55ZM57 84H58V82H57ZM74 84L75 83H73V85ZM99 84H101V83H99ZM104 84L102 82L101 85L104 86ZM149 84H151V83H149ZM165 84H166V86H165ZM170 84L171 83H169V85ZM68 85H69V83H68ZM70 85L72 86L71 83H70ZM145 85H144V87H145ZM171 85H173L175 88H177V86H175V84H171ZM173 86L172 87L169 86L170 89H172ZM239 86H241V85H239ZM252 86H253V84H252ZM261 86L262 85H260L259 87L261 88ZM74 87H75V85H74ZM76 87H77V90H78L80 87H82V85L81 86H76ZM108 87L109 88H113V85H108ZM115 87L116 88H114V91L120 90L119 85L118 86L115 85ZM138 87L134 88V89H138ZM154 87L153 88L151 87V88L153 90L155 88L158 89V87H155V88ZM255 87L253 86V88L251 87L252 89L251 88H249V89L256 91ZM259 87L257 88V90L259 89ZM109 88H108V90H109ZM189 88L191 89V87H189ZM124 89H123V91H124ZM146 89H148L150 91L149 88H146ZM167 89H168V87H167ZM153 90L151 91V93L153 92ZM158 90L161 91L162 89L159 88ZM251 90H249V91H251ZM15 91L16 90H14V92ZM112 91L113 90L111 89L110 92H112ZM120 91H119V93L122 94V92H120ZM177 91H178V89H177ZM244 91L247 92L246 90L243 89L242 92L245 93ZM260 91H262V90H260ZM260 91L259 92L257 91V92L260 93ZM156 92L157 91H155V93ZM173 92L175 93V91H173ZM174 93H173V95H175ZM190 93L193 94V92H190ZM253 93H255V92H253ZM141 94H144V93H141ZM171 94H172V92H171ZM156 95H158V94H156ZM198 95H200V93L199 94L197 93V95H196L197 98L194 97V95H193V99L192 100L193 101L194 100L196 101V99L198 100L201 97V96L198 97ZM209 95H210V97H209ZM17 96L19 97V95H17ZM125 96H127V95L125 94ZM29 97L32 98L33 96L32 97L29 96ZM204 97L205 96H203V98ZM171 98H173V97H171ZM257 98H255V99H257ZM8 99L5 101L6 103H7V101H9ZM16 99L18 100V98H16ZM168 99L170 100V102H168L169 101ZM27 100H28V98H27ZM32 100H33V98H32ZM177 100H179L181 102L178 101L179 104L177 103L176 106H175V103L177 102ZM19 101L20 100H18V102ZM45 101H46V99H45ZM47 101H49V100H47ZM52 101H53V99H52ZM1 102H2V100H1ZM16 102L13 99V102H10V103L17 104ZM197 102H195V104H193V105H196ZM212 102L210 103L211 105H212ZM113 103H116V102L114 101ZM20 104L22 105V103L19 102L16 105V107L20 106ZM182 105H180L181 106L180 108H182ZM4 106L7 107L8 110H9V112H8L9 115L6 114L7 117H10L11 113L13 112V111L11 112L10 111L11 109H9V107L11 105L9 107L7 106V104L4 105ZM16 107H15V110L17 109ZM22 107H25V106H22ZM185 107L186 106L184 105L183 108H185ZM195 107L197 108V106H195ZM21 108H19L18 110H20ZM45 108H47V107H45ZM256 108L254 107V109H256ZM1 110H3V109H1ZM15 110H14V112H17ZM42 110H45V109L42 108ZM116 110L114 109L113 111L116 112ZM177 111H178V113H176ZM193 111H194V109H193ZM220 111H219V113H220ZM4 112H6V111L3 110L2 113H4ZM171 113H173V114H171ZM174 113H176V115H174ZM179 113H180V115H179ZM190 113H192V110L190 111ZM19 114H20V111H19ZM115 114H117V113H115ZM118 114H120V113H118ZM2 115L4 116L5 113L2 114ZM184 115H185V117H183V119H184V121H183L182 120V116H184ZM5 117L2 118V119H3V121L7 122L6 121L7 119L5 120ZM11 117H15V116H11ZM115 117L120 118V115L119 116L116 115V116H114V118ZM175 117H177V118H175ZM262 117H264V116H262ZM93 118H91L92 121H93ZM185 118H186V121H185ZM83 119H85V118H83ZM120 119L122 120V117ZM191 119H193V118L191 117ZM9 120L11 121V119H9ZM94 120H96V119H94ZM263 120H264V118H263ZM92 121L89 120V122H91V123L88 122V124H94V123H92ZM99 121L101 122V120H99ZM99 121H96V122L101 124ZM261 121H262V119H261ZM182 122H184V123H182ZM88 124H84L85 127ZM4 125H5V123H4ZM7 125H5V126H7ZM81 125H83V124H81ZM102 125H103V123H102ZM115 125H116V123H115ZM103 126L106 127V125H103ZM13 127H11V129ZM60 127H62L63 131L65 130V127H63V126H60ZM105 127H103V128H105ZM80 128H81V126H80ZM90 128H91V126H90ZM137 128H140V129L138 130ZM52 129H53V127L50 128L51 131H52ZM58 129H61V128H58ZM67 129L65 130V132H68L67 136L70 137V135L73 136L74 133L76 134V132H73V131H75V129H73L72 127L69 128L68 130ZM85 129H86L85 131H87L88 128H85ZM108 129H107V131L109 133L110 129L109 130ZM117 129H119V128L117 127ZM8 130H10V129H8ZM55 132L58 133V131H55ZM89 132H91V131H89ZM128 132L126 133V135L129 134ZM4 133H6V131ZM62 134H60V135L57 134V138L60 137ZM65 134H64V136H65ZM45 135H46V133H45ZM49 135H51V134H48L47 136L49 137ZM99 135H100V133H98V136ZM64 136H62V137H64ZM69 137H64V138L68 139ZM135 137H136V139H135ZM74 138H72V139L74 140ZM92 138H93V136H92ZM128 138H130V137H128ZM66 139H65V141H66ZM78 139H80V138H78ZM49 140H50V138L48 139V141ZM134 140H136V141H134ZM70 141L72 143V140H69V141L67 140V142H69V143H70ZM97 141H98V139H97ZM9 142H10V140H9ZM94 143H92V144L94 145ZM25 144H27V143H25ZM70 144H69V146H67V148L70 147ZM92 144L91 143H90V145L87 144L88 146H86V148H85L87 155H90V156L92 155V153H93L92 151L94 150V147H95V146L93 147ZM66 145H67V143H66ZM30 147H32V146H30ZM67 148L65 146V150ZM80 148H81V146H80ZM63 149H64V147H63ZM81 150H83V149L81 148ZM120 150H122V149H120ZM30 151H32V150H30ZM34 153H35L34 155H36V153L38 154V152H34ZM59 153L61 154V152H59ZM10 154L12 155V153H10ZM13 155H14V153H13ZM73 155H74V153H73ZM73 155L71 156L72 160H73V158H72ZM60 156L57 159H59ZM105 156H106V153H105ZM20 157H21V154H20ZM25 157H26V155H25ZM77 157H79V156L77 155ZM7 158H5V159L0 158V177H2L8 183V185L11 187V189L15 193L16 201H21L23 194H22L20 186H19V184L17 182L18 180L16 181L15 174L12 171V167L14 165L13 163H16L17 161H12L11 162ZM41 158L44 159L43 157H41ZM92 158H91V161L95 160V159H92ZM16 159H14V160H16ZM18 160H20V159H18ZM20 161H22V160H20ZM55 161H57V160H55ZM79 163H81V162H78V164ZM93 164H95V163H93ZM34 166H35V164H34ZM74 166H76V165H74ZM207 168L209 169V172H211L212 170L215 169V171L219 170L220 173H219V175H214L213 172H211L213 175L209 176L208 175L209 173L207 172ZM79 172H80V170H79ZM96 172L98 173L97 175H95ZM20 173H22V171ZM80 173H82V171ZM89 176H91V175H89ZM86 178H88V177L87 176L84 177V179H86ZM89 178H91V177H89ZM86 182H85V184L88 183V182L87 183ZM246 195H247L248 198H247V201L244 202V199H245ZM222 196L225 197V200L222 199V198H224ZM229 197H231V198H233L235 200H231L230 201ZM189 201H190V203H188ZM219 201H220V203H219ZM223 201H225V202L222 204ZM21 204H23V203H21ZM32 204L34 205L35 203L32 202ZM28 205H31V204H28ZM222 207H224V206H222ZM32 208H33V206H32ZM163 215H164V213H163ZM163 215H162V217H165L166 213H165L164 216ZM175 215H176V213H175ZM191 215H189V217ZM195 215H194V218L196 217ZM165 218L167 219L168 216L165 217ZM174 218H177V217H174ZM184 218H185V216H184ZM187 219H188V217H187ZM151 220H152V222H151ZM191 221L194 223V219L193 218H192ZM171 222H170V224H171ZM190 222L188 220V222H185V223L189 224ZM192 222H191V224L193 225L192 228H195L194 225H196V223L193 224ZM176 223L178 224V221ZM170 224H169V226H170V229H171V226H173V225H170ZM230 224H231V222H230ZM167 225H166V227H167ZM178 225H176V226H178ZM182 226L184 228V225H182ZM190 226L191 225L186 226V224H185V228L190 227ZM178 227H181V226H178ZM178 227H176V228H178ZM221 227L219 229L220 231L222 230ZM185 228H184V230H186ZM197 228L199 229V227H196V229H194V230H196V233L200 232L199 230L197 232ZM251 229H253V228H251ZM127 230H129V232H127ZM178 230H180V229H178ZM178 230H175L176 233L178 232ZM190 230L192 231V229H190ZM122 231L126 232V234H122L121 233ZM172 231H174V228H173ZM191 231H190V233H192ZM248 231L249 230H247V232ZM251 231H253V230H251ZM193 233H195V232H193ZM193 233H192V235H193ZM178 234L180 236L179 232H178ZM192 235L190 234V236H192ZM253 235H255V234H253ZM253 235H252V237H253ZM173 236H174V234H173ZM190 236L188 237V239L190 238ZM217 236L218 235H216V237ZM248 236H250V235H248ZM171 237H172V234H171ZM181 237H184V235L181 236ZM255 237H253V238L255 239ZM184 239H186V237H184L183 239L181 238V240H183V241H184ZM194 239L192 238L191 242L192 241L195 242ZM176 241H178L177 238H176ZM176 241H175V243L182 242V241H178V242H176ZM193 242L189 244L190 247L193 246V245H191V244H194ZM249 242L250 243L252 242L251 244H252V246H254L253 248H255V249H253V251H255V253H256V250L258 249V247H257V249L255 247V244H256L255 242L256 241H254V242L253 241H249ZM197 243H199V242L197 241ZM253 243H255V244H253ZM25 244H23V245L25 246ZM251 244H249V247H250ZM163 245H164V247H162ZM196 245H198V244H196ZM189 246H186V248L189 247ZM117 247H119V246H117ZM180 247H182V246H180ZM199 247H201V246L195 247L196 248L195 251H194V248H192V249L188 248L189 251L191 250L189 252V254L191 253L190 256L194 255L193 260L196 257L200 256V258H202L203 261H207V262H209V264H212V263H214L216 261H221V262H225V260L227 261L225 253H221V252L215 250L214 247H213L214 250L212 248L211 249L210 248L200 249ZM142 248H144V247H142ZM145 248L148 249L147 246ZM146 249H144L145 252H146ZM221 249H223V248H221ZM130 251L127 252V255L131 254ZM164 251H163V253H164ZM259 251L260 250H258L257 253H259ZM55 252H53V253L55 254ZM192 252H193V254H192ZM25 253H27V251ZM263 253H264V251H263ZM37 254L38 253L36 252V255ZM50 254H51V252H50ZM248 254H249V252H248ZM252 254L253 253H251V255ZM174 255H171V256H174ZM228 255H229V253H228ZM54 256L56 257V255H54ZM130 256L131 257H129V260H130V258L131 259L133 257L135 258V256H137V255H135V252H132V255H130ZM253 256H255V255L253 254ZM253 256H251L250 258H252V259L255 258ZM263 256H264V254H263ZM35 257H37V256H35ZM138 257H136L135 259H137V258H138V260L140 259L141 263L143 262L142 264H147V261L150 258V256L147 259L148 256L140 257L139 255H138ZM243 257H245V256H243ZM260 258L257 259V261H259V264H261L260 263ZM77 259H76V261H78ZM120 259H122V258H120ZM159 260H162V259L159 258ZM174 260H175V258L172 259L171 262L174 261ZM263 260H264V257H263V259L261 261H263ZM67 261H69V259ZM196 261H199V260L196 259ZM242 262H243V264H244V262L246 263V261H241V264H242ZM26 263L27 262H25V261L21 262V264H26ZM138 263H139V261H138ZM148 264H149V262H148ZM175 264H176V262H175ZM192 264H195V263H193V261H192ZM200 264H202V263H200Z\"/></svg>",
    "mask_w": 264,
    "mask_h": 264
},
{
    "label": "crops",
    "instance_id": "0c3cea01",
    "mask_svg": "<svg viewBox=\"0 0 264 264\" xmlns=\"http://www.w3.org/2000/svg\"><path fill=\"white\" fill-rule=\"evenodd\" d=\"M16 211V201L13 191L8 183L0 177V241L12 228L16 218Z\"/></svg>",
    "mask_w": 264,
    "mask_h": 264
}]
</instances>
